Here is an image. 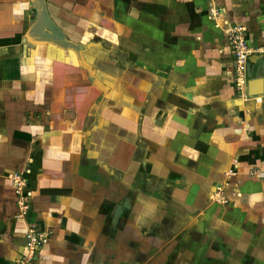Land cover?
<instances>
[{"label":"crops","instance_id":"0c3cea01","mask_svg":"<svg viewBox=\"0 0 264 264\" xmlns=\"http://www.w3.org/2000/svg\"><path fill=\"white\" fill-rule=\"evenodd\" d=\"M205 1L182 5L180 24L150 22L131 46L133 86L111 90L93 79L124 74L103 37L67 38L43 0H0V17L32 2L40 19L26 54L0 34V210L18 212L10 176L29 168L31 219L50 239L38 264H264V0ZM234 24L252 50L242 96L221 33ZM234 172L243 186L212 184ZM23 222L0 264L25 254Z\"/></svg>","mask_w":264,"mask_h":264},{"label":"rangeland","instance_id":"374dc122","mask_svg":"<svg viewBox=\"0 0 264 264\" xmlns=\"http://www.w3.org/2000/svg\"><path fill=\"white\" fill-rule=\"evenodd\" d=\"M15 0H13L14 2ZM30 1V0H27ZM45 2V6L47 11H49L51 16L55 19V22L62 25L66 29L64 30L67 38L71 39L72 37H75L77 40H85L90 41L96 40L98 36L103 37L104 40L109 43L110 47L106 46L107 48H104L105 51H108L110 54V62L115 66V68H120L123 70L124 74L120 76V79H115L114 82L112 80H105V79H95L93 76L94 82L100 83L101 85L109 86V88L112 90L113 87H118L119 89L122 88L121 81L125 83V88H131L133 86L134 82V67H137L135 65V59L134 55L132 53L133 44H139V41L137 38L140 34H147L148 24L152 22L154 24L159 22L161 23H177L180 24L182 19L186 17V15L182 14L180 12V7L182 5H187L189 7H202L206 6L207 2L205 0H189L183 2V0H43ZM192 1V3H191ZM213 2V1H212ZM212 2L208 3L209 7H212ZM167 3V14H159L158 11L161 10L160 8L164 7ZM29 8L27 7L24 10H15L13 13L10 12V14H7V16L0 17L2 21H0V34L2 36H10L7 37V39H11L13 44L21 43L23 47L21 48L20 53L26 54V40L27 37L34 31L36 25H40V19L38 16L37 7H34L32 5V2L29 3ZM186 6V7H187ZM208 7V9H210ZM15 8V6H14ZM13 8V9H14ZM155 8L158 9V11L155 13ZM215 8V7H214ZM32 9V10H31ZM218 11V7H216ZM87 11V12H85ZM101 11V14L95 13ZM211 10L204 9L201 14H199V17H202V19H210L212 17ZM1 12V11H0ZM59 12V14H58ZM2 13V12H1ZM93 13V14H92ZM191 18H196V14L192 13L189 15ZM3 17H5V20H3ZM225 18V19H224ZM227 18L219 15L215 16L216 23L221 24V28L224 26V21ZM60 23H59V22ZM212 21V20H211ZM101 22L104 24H107L103 32L99 31L96 33L95 29H92V31L88 30L89 27L97 26V28H104V26L101 25ZM45 24V22H43ZM10 24V25H9ZM7 26V27H3ZM61 26V27H62ZM62 27V28H63ZM73 27L75 28H81V32H76ZM33 28V29H32ZM71 28V29H70ZM225 28V27H224ZM238 28H245V26L234 24L232 28H229L228 30L223 29L221 33L224 34V37L227 41L229 36ZM144 30V31H140ZM70 30L73 31V34H70ZM226 30V31H225ZM247 30V29H246ZM248 31V30H247ZM93 33V36L91 34ZM10 33V34H7ZM78 33V35L76 34ZM75 34V36H74ZM116 39H123L125 41V46L118 47V42ZM128 43H127V42ZM98 43V42H97ZM248 44V43H247ZM228 49L230 50L232 57V47L229 46L228 42L226 43ZM120 46V44H119ZM102 47V46H101ZM105 47V46H103ZM118 47L119 51H118ZM94 47H92L93 49ZM91 49V48H90ZM14 51V48L12 49ZM16 51L19 52V49H16ZM124 52L122 55L121 52ZM17 52H13L12 55L14 56ZM93 53L98 54V52L93 49ZM105 57V55H103ZM134 60V61H133ZM234 65V63H233ZM109 69V67H108ZM115 69V70H116ZM143 80V78H142ZM103 83V84H102ZM235 85V91L237 94L241 93L235 83V77H234V83ZM142 85H146L145 81ZM100 86V85H99ZM117 93L119 91H116ZM115 92V93H116ZM114 93V96L116 95ZM112 96V97H114ZM116 97V96H115ZM131 95L126 97H121L122 102H127L128 100H131ZM106 98V97H105ZM111 98V97H110ZM109 98V99H110ZM113 99V98H112ZM99 102H101V98L97 99ZM106 100V99H105ZM30 170L29 168L26 169ZM237 171V170H236ZM258 171V172H257ZM254 170L253 175H249L248 178H257L260 179L262 176L261 174L263 171L261 170ZM232 172V171H231ZM31 173L29 171L28 174H25L27 177V192H30V196L28 197L26 193H23L24 197L26 198L25 204L28 206V209H22L21 207V198L23 195H19L17 191V186L15 185V179H14V173L10 176V179L12 181V185L15 188V196L16 201L15 205L18 209V212L14 213L12 216L13 221L11 220V216L8 212H11V208L13 207H5L4 210H0V244L6 249L7 247H11V243L19 242L20 240V234L23 233L22 227L20 222H25V230L27 232L31 229H37V230H44L42 227V224H40L38 221H34L31 219L32 214V191H30V184H29V178L31 176ZM230 173V172H228ZM228 173H221V176L227 178L226 181L225 178L222 182L219 181H213L212 184L217 183L218 187H220V190H222L223 186L225 184H235L236 182L239 183V187L243 186L247 180L245 181L246 176L242 175L241 177L238 176V172H234L235 177H239L238 180L235 177L230 178ZM240 174V173H239ZM234 176V175H232ZM237 180V181H236ZM237 191L241 188H236ZM224 190V188H223ZM232 192V191H231ZM230 192V193H231ZM229 193V189L226 191V195ZM215 195H217V191H215ZM235 197V196H231ZM230 198V200H231ZM215 200V199H214ZM217 200V199H216ZM224 200H227L226 197ZM230 200L228 201H213L216 203H223L227 206L230 205ZM219 201V200H218ZM11 204V203H10ZM15 208V209H16ZM15 220L17 222H15ZM264 221V220H263ZM23 222V223H24ZM26 232V233H27ZM25 233V235H26ZM48 233V232H47ZM51 237V236H50ZM50 239L48 238L46 244H49ZM41 250V248L39 249ZM42 251V250H41ZM11 254V253H10ZM41 254V252H40ZM6 256L4 253H2V259H4ZM10 255L8 256V258Z\"/></svg>","mask_w":264,"mask_h":264},{"label":"built area","instance_id":"2783aa9c","mask_svg":"<svg viewBox=\"0 0 264 264\" xmlns=\"http://www.w3.org/2000/svg\"><path fill=\"white\" fill-rule=\"evenodd\" d=\"M246 28H238L227 39L229 46L232 47L233 53V76L235 83L240 91L244 93L246 86V67L252 55V50L249 48L246 41ZM29 170L24 173L14 174L15 185L19 195L26 193L29 197L31 194L27 192V177ZM26 198H21L22 209H28L25 204ZM49 234L44 230L31 229L25 235V254L22 255L16 264H38L39 249L46 244Z\"/></svg>","mask_w":264,"mask_h":264}]
</instances>
